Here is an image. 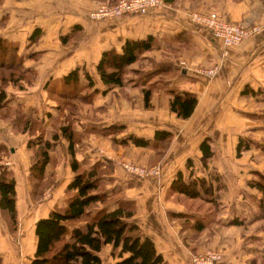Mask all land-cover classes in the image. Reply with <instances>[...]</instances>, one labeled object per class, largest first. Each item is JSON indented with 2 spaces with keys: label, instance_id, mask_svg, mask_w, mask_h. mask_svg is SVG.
<instances>
[{
  "label": "crops",
  "instance_id": "crops-1",
  "mask_svg": "<svg viewBox=\"0 0 264 264\" xmlns=\"http://www.w3.org/2000/svg\"><path fill=\"white\" fill-rule=\"evenodd\" d=\"M100 1L0 0V38L17 44L31 75L6 85L7 105L36 120L30 119L31 130L19 132L11 120L0 118V143L16 157L7 163L15 173L17 197L21 180L22 201L35 202L25 212L32 218L31 232L20 245L7 243L8 235L0 230L5 264H29L37 246L36 221L67 203L74 171L63 126L73 133L74 153L83 167L100 164L110 205L133 201V219L153 238L164 264H193V254L207 248L221 250L218 264H263L264 190L256 182L264 177V0H166L145 14L92 19L89 12ZM195 10H215L262 30L227 45L191 19ZM36 29L39 35L31 41ZM150 34L156 45L127 66L123 84L108 87L97 68L102 52L121 51L127 38ZM212 66L218 67L214 75L202 70ZM75 68L80 69L78 83H66L64 76ZM146 89L151 90L149 105ZM173 91L197 95L189 117L171 108ZM157 130L170 135L157 139ZM38 134L51 141L44 178H51L53 188L36 200L29 182L32 159L26 154L33 153L28 140ZM133 137L150 143H136ZM204 139L214 150L206 164ZM124 160L159 163L161 175L135 176L124 168ZM179 170L186 180L205 177L213 193L202 190L191 197L173 189ZM187 198L212 202L217 212L209 217L191 209ZM112 251V244L103 245V264L117 259Z\"/></svg>",
  "mask_w": 264,
  "mask_h": 264
},
{
  "label": "trees",
  "instance_id": "trees-1",
  "mask_svg": "<svg viewBox=\"0 0 264 264\" xmlns=\"http://www.w3.org/2000/svg\"><path fill=\"white\" fill-rule=\"evenodd\" d=\"M36 29L31 35V41H36L39 35ZM154 36L144 38H127L121 51L115 47L105 49L97 64L103 82L112 88L123 84L127 66L141 58V55L155 46ZM0 109H15L17 114L12 116V122L21 126L22 131L32 129L29 116L18 106L7 105L6 82H18L25 77L24 58L18 52L14 42L0 38ZM9 70V71H8ZM79 68L71 70L64 76L66 83H78ZM91 79V77L89 76ZM2 82H5L3 85ZM92 82V80H91ZM78 93H75L76 95ZM171 108L180 117H189L197 103L198 97L191 91H173ZM70 93H66V96ZM73 95V96H74ZM151 90H145L147 105L150 103ZM19 124V125H18ZM63 132L69 137L74 176L67 186V203L62 208H54L48 215L36 221L35 233L37 246L29 264H103L100 254L104 244L113 245L112 254L117 256L113 264H164V256L157 250L152 237L144 235L140 225L133 219L135 209L133 201H121L112 207L109 194L103 190L100 179V164L94 163L83 167L74 153V139L68 126H63ZM170 135L167 130H157L155 137L165 139ZM139 144L150 143L149 139L133 137ZM28 146L37 153V160L31 170L40 179L45 180L44 173L50 161L49 148L51 141L44 139L42 134L28 140ZM40 148V149H39ZM243 148L242 138L238 151ZM202 159L206 164L207 158L212 156L214 150L209 139L201 143ZM5 145L0 143V151ZM37 151V152H36ZM43 177V178H41ZM46 180L51 181L50 177ZM51 182H48L51 184ZM256 185L264 190V177ZM172 188L191 197L204 193H213L212 183L205 177L184 179L183 172L179 170L172 182ZM264 211V197L261 199ZM0 210L10 216L13 229H18L19 216L17 207V182L13 169L0 165ZM264 214V213H263ZM203 223L198 228L202 229ZM0 264H5L0 254ZM264 264V262H263Z\"/></svg>",
  "mask_w": 264,
  "mask_h": 264
},
{
  "label": "built area",
  "instance_id": "built-area-1",
  "mask_svg": "<svg viewBox=\"0 0 264 264\" xmlns=\"http://www.w3.org/2000/svg\"><path fill=\"white\" fill-rule=\"evenodd\" d=\"M165 3V0H116L113 2H101L97 4L90 12L92 19H105L123 17L133 14H145L151 9L159 7ZM191 19L209 28L214 36L223 40L227 45L241 43L244 39L257 35L262 30L259 24L244 25L239 22L231 21L218 13L192 11ZM209 75L216 74L218 67L212 66L202 69ZM124 168L131 174L146 178L161 175L162 168L159 163L141 164L131 160L122 161ZM223 257L222 252L211 249L193 254V264H218Z\"/></svg>",
  "mask_w": 264,
  "mask_h": 264
},
{
  "label": "rangeland",
  "instance_id": "rangeland-1",
  "mask_svg": "<svg viewBox=\"0 0 264 264\" xmlns=\"http://www.w3.org/2000/svg\"><path fill=\"white\" fill-rule=\"evenodd\" d=\"M101 2H113V1L103 0V1H100L99 3H101ZM165 3H166V0H165ZM201 12H206V13L215 12V13H218L215 10L201 11ZM6 69L7 68H0V70L2 72L4 70H6ZM26 76H29V79H30L31 75L25 74V77ZM32 77L34 78V75ZM32 77H31V79H33ZM2 83H3V85L5 84V82H2ZM9 83L10 82H6V85L9 84ZM6 85H5V87H6ZM15 114H17V111L15 109H0V118H2V119L12 120V116L14 117ZM29 118H31V120H33L32 117H29ZM33 122L35 123L36 120L34 119ZM15 127L19 128L18 129L19 132H22L23 128L20 125L17 126V125H15L13 123V128H15ZM3 132H7V128L6 127L3 128ZM39 151L40 150H38V152ZM37 153H35L34 150H33V153H31L30 155L26 154V156H29L32 159V164L34 163L35 160H37L36 159L37 158ZM12 155L13 154L10 153V149L5 146V150H3V151L1 150L0 151V165H5V166L9 167L11 164H8L7 162L12 161L14 159V157H15V155H13V156ZM15 159H16V157H15ZM1 161H2V163H1ZM141 164H143V163H141ZM24 174L27 177L28 170H26L24 172ZM41 178H43V177H41ZM29 179H30L29 180V182H30V191L32 193L33 198H35L36 200L43 199V194L45 192H47L49 189L53 188L52 186H49L50 184L48 183V182H51V181L46 180V178H45V180L40 179V177L35 175V173H33L32 170H30ZM23 186L25 187V183H23L20 180L19 181V192H20V195H18V197H17V206L19 205L21 208H22L21 201L23 200L22 199L23 198V195H22L23 191L22 190H24ZM186 200H188L187 204L191 207V209L202 211L203 213L208 214L209 217L210 216H214V213L217 212L216 207H215V205L212 202L202 201L200 199L193 200V199H188V198ZM22 202H23L25 207L23 206L22 209H19V207H18L19 225H18V229H16V230H14L13 226L11 225L10 216H8V214L5 213L4 211L0 210V230H3L8 235V238H9L10 241L9 240H5L7 243L10 242V243H13L15 245L16 244L20 245L22 243L24 235L28 234V232H31L30 226L32 225V218H30L27 215H25V212L27 211L26 214H28L29 209H31V208H33L35 206V202H33L31 200H29L27 202H25V201H22ZM24 232H25V234H24ZM17 249L19 250L20 247L17 246ZM207 249L208 250L215 249V250H218V251L221 252V250H219L217 248H207ZM199 252H202V251H199ZM196 253H198V252H196Z\"/></svg>",
  "mask_w": 264,
  "mask_h": 264
}]
</instances>
